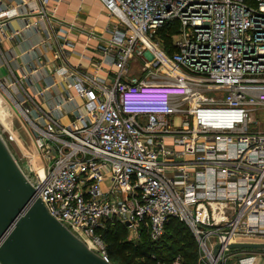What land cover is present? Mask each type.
Listing matches in <instances>:
<instances>
[{
  "label": "built area",
  "instance_id": "2783aa9c",
  "mask_svg": "<svg viewBox=\"0 0 264 264\" xmlns=\"http://www.w3.org/2000/svg\"><path fill=\"white\" fill-rule=\"evenodd\" d=\"M98 1L109 36L84 32L101 42L105 78L71 66L59 44L63 103L43 109V91L26 92L25 108L9 94L42 164L28 155L21 167L36 198L107 262L103 232L121 225L132 242L145 233L154 243L176 219L196 240L199 264H255L241 250L228 257L226 246L264 243V131L252 119L264 106V0ZM34 2L22 14L0 0V45L15 37V19L65 25L47 14L50 0ZM171 23L169 53L158 34ZM133 61L143 76L128 78Z\"/></svg>",
  "mask_w": 264,
  "mask_h": 264
},
{
  "label": "crops",
  "instance_id": "0c3cea01",
  "mask_svg": "<svg viewBox=\"0 0 264 264\" xmlns=\"http://www.w3.org/2000/svg\"><path fill=\"white\" fill-rule=\"evenodd\" d=\"M16 4H20L17 10L22 14H27L28 8L30 10L36 6L34 0H3L4 8H15ZM47 14L65 25L60 28L57 26L55 29L54 24L52 30L45 18L41 20V17L28 16L26 20L31 23L37 22L28 26L25 20L15 19L11 21L9 27L10 34H14L15 37L9 41H2L0 45V83L7 91L2 90L8 97L11 94L25 108L32 107L24 99L26 92L36 96L38 91H43V97L35 99L43 109L53 107L57 102L63 103L67 86L53 71L56 64L55 53L60 45H63L71 66L94 74L100 79L106 75L98 51L101 42L90 38L84 32L94 31L99 37L102 35L108 37L105 31L110 20L102 4L98 0H50ZM70 25L75 28L71 29ZM65 43L69 44L68 47ZM68 109L69 107L65 105L60 110L61 114ZM62 120L67 123L69 117ZM6 125L9 126L6 130L13 140L15 135L13 137L11 133L10 123ZM26 134L19 135L20 139L25 141V138L29 139L30 134V139L33 140L31 133H28V136ZM22 147L20 148L22 156H31V150ZM250 255L256 256L255 264H264V250H247L241 253L240 257Z\"/></svg>",
  "mask_w": 264,
  "mask_h": 264
},
{
  "label": "water",
  "instance_id": "95a60500",
  "mask_svg": "<svg viewBox=\"0 0 264 264\" xmlns=\"http://www.w3.org/2000/svg\"><path fill=\"white\" fill-rule=\"evenodd\" d=\"M226 248L260 251L264 243H232ZM0 264H113L51 216L1 133Z\"/></svg>",
  "mask_w": 264,
  "mask_h": 264
},
{
  "label": "trees",
  "instance_id": "16d2710c",
  "mask_svg": "<svg viewBox=\"0 0 264 264\" xmlns=\"http://www.w3.org/2000/svg\"><path fill=\"white\" fill-rule=\"evenodd\" d=\"M177 23L164 26L163 43L171 52L172 36L177 32ZM158 34V36H159ZM108 258L113 264H174L178 256L181 264H198L197 243L187 227L176 219H170L163 237L152 243L143 233L141 241L128 239L125 226L117 225L103 232Z\"/></svg>",
  "mask_w": 264,
  "mask_h": 264
},
{
  "label": "rangeland",
  "instance_id": "374dc122",
  "mask_svg": "<svg viewBox=\"0 0 264 264\" xmlns=\"http://www.w3.org/2000/svg\"><path fill=\"white\" fill-rule=\"evenodd\" d=\"M163 33L159 34L158 39L163 42V38L161 37ZM109 36V35H108ZM108 38V37H106ZM144 74L142 73L140 69V64L138 62H132L131 64V70L128 74V78H133V77H140L143 76ZM17 100V99H16ZM18 102V100H17ZM252 119L254 122V127H256L257 130L264 131V106L258 107L253 113H252ZM6 123H10V129L12 130L13 137L15 135V138L12 140L10 138L8 130L9 126L6 125ZM4 124L7 126H4ZM0 133L7 142L13 156L17 160V162L20 164L21 167L24 168V162L25 158L22 156L20 152L21 146L25 150H31V157L33 158V162L36 163L38 169L42 168V164L40 161V157L38 156L33 140L30 139V134H29V139H20V136L23 133H27L26 135L28 136V133H31V129L26 123L22 113L19 111V109L16 107V105L11 101V99L8 97V95L2 90L0 87ZM32 134V133H31ZM20 135V136H19ZM32 136V135H31ZM19 137V138H18ZM33 139V136H32ZM26 146H29L26 148ZM22 157L24 158L22 160ZM32 181V179H31ZM197 245V244H196ZM197 252H198V264H199V249L197 245ZM235 253L234 250H229L227 251L226 255L228 257L232 256ZM233 257V256H232ZM235 258H230L226 264H236Z\"/></svg>",
  "mask_w": 264,
  "mask_h": 264
}]
</instances>
